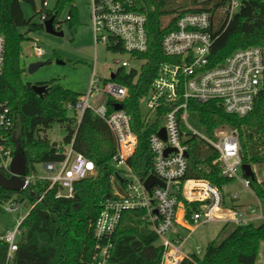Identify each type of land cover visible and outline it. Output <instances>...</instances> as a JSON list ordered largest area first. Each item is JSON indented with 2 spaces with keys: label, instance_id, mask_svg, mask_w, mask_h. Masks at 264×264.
Returning a JSON list of instances; mask_svg holds the SVG:
<instances>
[{
  "label": "trees",
  "instance_id": "16d2710c",
  "mask_svg": "<svg viewBox=\"0 0 264 264\" xmlns=\"http://www.w3.org/2000/svg\"><path fill=\"white\" fill-rule=\"evenodd\" d=\"M47 0H0V20L6 37V66L0 77V102H8L15 116L18 138L11 145L12 156L21 153L26 160V175L37 176V166L62 162L69 145L96 166V175L76 183L69 198H56L57 189L48 191L46 182L38 181L27 188L31 210L20 225L18 251L10 264H91L97 251L94 226L104 202L112 198L116 189H122L118 171L113 166L116 142L108 125L87 110L79 120L75 107L81 94L63 88L57 81L41 83L47 92L38 96L32 85L25 83L22 61L25 36L23 28L36 32L42 25H33L24 16L22 5L36 7ZM55 26L78 25L74 0H55ZM231 0H136V12L147 18L149 50L133 58L141 62L139 69H119L113 81L128 89L121 103L130 115L132 129L139 138V147L129 161L135 175L146 180L154 173L153 154L149 138L157 133L166 115L178 103L161 101L154 114H146L142 100L149 96L153 82L159 76L162 63L176 62L162 52V40L176 30L179 18L186 14L208 12L212 18L210 33L213 45L208 68L220 66L235 52L259 47L264 50V1L241 0V7L232 18L223 13ZM71 5L68 18L60 19L63 8ZM53 18V15L50 16ZM110 50L125 54L122 45L112 40ZM110 112L116 101L108 98ZM183 111L178 114L181 120ZM187 120L194 130L209 139L218 132H236L239 136L243 165L264 164V95L253 112L245 117L227 113L219 102L190 101ZM55 124L66 130L64 141L52 143L47 133ZM182 143L187 148L188 171L186 179L204 181L223 193L235 179L224 177L218 164L219 153L205 140L188 130L181 121ZM7 177L8 172L0 169ZM249 188L264 206V181L258 182L242 172ZM15 192L0 187V200L9 202ZM44 200L37 204L40 196ZM188 216L198 211L199 203L185 202ZM106 241H102L104 244ZM108 264H161L163 247L151 230L145 211H126L110 237ZM264 243V221L245 225L225 224L218 236L208 244L204 255H192L182 264H256L261 244ZM8 245L0 243V264L7 263Z\"/></svg>",
  "mask_w": 264,
  "mask_h": 264
},
{
  "label": "built area",
  "instance_id": "2783aa9c",
  "mask_svg": "<svg viewBox=\"0 0 264 264\" xmlns=\"http://www.w3.org/2000/svg\"><path fill=\"white\" fill-rule=\"evenodd\" d=\"M55 5L50 9L49 3ZM240 0H231L223 13L229 17L239 11ZM55 0L41 2L38 11L44 25L51 15H57ZM136 0H91V25L95 47H112V40L120 43L125 54L132 60L135 55L146 54L149 50L147 18L136 12ZM68 18V17H67ZM62 24L55 26L62 29ZM212 18L210 13L186 14L179 18L176 30L162 40V52L165 56L177 59L176 62L161 64L158 78L153 82L149 96L142 100L144 112L154 114L163 100L178 103V106L165 117L164 126L149 138L153 154L154 175L166 185L173 186L176 194L168 188L152 187L147 191L144 183L134 174L129 161L139 147V138L132 129L130 115L119 106L128 96V89L109 79L103 87L93 72L89 93L81 98L75 110L79 120L87 110L105 121L116 142V154L113 166L122 181V189H116L112 198L107 199L95 223L94 231L98 242L97 251L91 264H108L110 259V237L117 230L122 215L126 211H145L151 230L157 235L163 247L161 264H182L190 257L181 252L183 237L178 233L179 213L182 210L184 220L191 227L212 222L245 225L251 220L240 210L225 208L222 193L207 182L186 179L188 171L187 148L182 143L181 121L185 127L205 140L219 153L218 164L222 175L238 178L242 174V155L239 136L236 132H221L215 139L200 134L189 124L187 109L190 101L199 103L219 102L229 114L245 117L253 112L256 102L264 95V50L251 47L235 52L223 64L208 68L213 38L210 33ZM6 37L2 32L0 20V77L6 66ZM37 56H42L41 48H36ZM136 61V60H135ZM120 69L130 68L131 61H117ZM116 73H112L115 75ZM111 75V76H112ZM104 94L114 99L116 109L110 112L106 103L94 109L90 100L94 95ZM183 111L181 120L178 114ZM166 131V140L160 135ZM15 116L8 102H0V169L12 176L10 166L14 160L11 145L18 138ZM167 149H174L165 155ZM62 162L44 164V176L24 175V187L30 188L38 181L48 184V193L57 189L56 198H69L74 195L76 183L96 175L95 164L83 154L73 150L72 145L65 148ZM246 187H249L245 181ZM45 195L38 198L37 204ZM234 198H237L235 196ZM185 202L199 203L198 211L188 216ZM21 210L19 204L9 201L6 211L10 214ZM253 213L254 211H250ZM24 220V219H23ZM0 236V243L8 245L7 263L10 264L19 247L20 225ZM172 236H175L172 238ZM102 241H106L102 244ZM202 250L197 249V255Z\"/></svg>",
  "mask_w": 264,
  "mask_h": 264
},
{
  "label": "rangeland",
  "instance_id": "374dc122",
  "mask_svg": "<svg viewBox=\"0 0 264 264\" xmlns=\"http://www.w3.org/2000/svg\"><path fill=\"white\" fill-rule=\"evenodd\" d=\"M54 5V1L50 2V9ZM74 6L77 11L78 25L76 30H74L70 28V25L63 23L62 31L64 37L52 36L45 29L36 32L30 31L28 28L20 30L25 36V41L22 44V61L25 68L23 79L25 83H29L32 86L57 81L63 88L81 94L84 99L89 93L94 71L100 80L99 86L103 87L104 83L109 81L112 73H117L121 68L117 61L129 60L131 61L130 68L136 69L140 68L141 62L132 60L128 54L113 53L104 45L95 47L91 25V0H74ZM71 8V5L63 8L60 14L62 21L67 19ZM22 9L25 18L31 21L33 25H42L37 13L41 9L40 1L36 3L35 8L23 4ZM37 47L41 48L43 53L40 57L35 53ZM36 62L42 63L43 66L39 67L34 73H29V65ZM106 100L107 97L104 94H96L91 98L90 104L94 109H97L104 105ZM65 136L66 130L60 124H55L47 133V137L52 143H62ZM37 172L39 176H44V166H37ZM260 176H264V164L260 166ZM242 179L240 176L229 185L231 192L239 194V203L256 205V197L251 193L250 189H246L240 183ZM24 191L26 190L15 192L10 200L20 205L21 210L17 213H8L6 211L8 202L0 200V236L13 231L16 222L27 214L30 203L27 193H24ZM227 204L231 206V201H228ZM223 225L220 222L202 224L193 233L180 230L186 239L181 247V252L184 255L193 254L200 247L202 250L200 256L202 257L208 244L214 240Z\"/></svg>",
  "mask_w": 264,
  "mask_h": 264
},
{
  "label": "water",
  "instance_id": "95a60500",
  "mask_svg": "<svg viewBox=\"0 0 264 264\" xmlns=\"http://www.w3.org/2000/svg\"><path fill=\"white\" fill-rule=\"evenodd\" d=\"M54 22H55V18H51L48 21H46L43 25L45 31L52 36L64 37V33H63L62 29L56 28ZM41 66H43L42 63H39V62L32 63L31 65H29L28 71H29V73L32 74L35 71H37V69ZM114 77L115 76L112 75L111 79H114ZM32 90L40 97H42L47 92L46 86L39 85V84L33 85ZM118 108L122 109V106H119ZM159 135L164 140H166V131L164 128L160 131ZM173 150L174 149H167L165 155H168ZM186 156H188L187 153H186ZM10 170L12 173L11 177H7L5 174H3L0 171V187L5 191H10V192H21L23 190H26V188L24 187V184H23L22 177L26 174L27 163H26V160L21 153H18L16 155V157L14 158V160L12 161V164L10 166ZM242 170H243V173L245 176H247L251 179H256L251 165H243ZM119 180L122 181L121 178H119ZM144 186H145L146 190L149 192L151 191L152 187L159 186V187L164 188V189L168 188V190L171 194H176L175 191L173 190V186L168 187L166 185V183L159 180L154 175H151L150 177H148L146 179Z\"/></svg>",
  "mask_w": 264,
  "mask_h": 264
},
{
  "label": "crops",
  "instance_id": "0c3cea01",
  "mask_svg": "<svg viewBox=\"0 0 264 264\" xmlns=\"http://www.w3.org/2000/svg\"><path fill=\"white\" fill-rule=\"evenodd\" d=\"M260 166H261V164H259V165H255V166H252V170H253V172H254V174H255V177H256V179L258 180V182H263L264 181V176H260ZM242 172H243V170H242ZM244 174V173H243ZM263 175V174H262ZM241 178H243L242 176H241ZM245 179L243 178L241 181H240V183L246 188V189H250L249 187H246V185H245ZM230 185V184H229ZM226 186L225 188H224V191H223V193H222V195H223V200H224V207L225 208H235V209H238V210H240L241 212H243L250 220H251V222H253V223H260V222H262V221H264V210H263V208H264V206L260 203V201L258 200V198L256 197V195L253 193V191L251 190V193H253L254 194V196L256 197V200H257V204L256 205H252V204H250V205H245V204H241V203H239V201H240V196H239V194L238 193H235V194H233L232 192H231V190H230V186ZM235 196H237V198H234ZM228 201H231V206H229L228 204H227V202ZM31 208L32 207H30L29 208V210H28V212H27V214L21 219V220H23L28 214H29V212H30V210H31ZM254 211L253 213H251L250 211ZM183 212H182V210L180 211V213H179V224L177 225V230H178V233L183 237V243H184V241L186 240L185 239V237H184V235H183V233H182V231L183 230H185V231H189L190 233H193L197 228H199V226H195V227H191L188 223H187V221L186 220H184V215L182 214ZM21 220H19V221H17L16 222V225H15V228L17 227V225H18V222H20ZM217 222H220V221H217ZM220 223H222V224H224L225 225V223L224 222H220ZM224 225H223V227H224ZM222 227V228H223ZM14 228V229H15ZM221 228V229H222ZM221 229H220V231H221ZM180 230H182L181 232H180ZM219 231V232H220ZM219 232H218V234H219ZM218 234H217V236H218ZM216 236V237H217ZM175 236H172V238H174ZM215 237V238H216ZM214 238V239H215ZM213 241V240H212ZM211 241V242H212ZM183 243H182V245H183ZM159 244H160V242H159ZM198 248H200V247H198ZM197 248V249H198ZM201 249V248H200ZM192 255H197V252L196 253H193V254H188V255H186V256H188V257H191ZM200 256V255H199ZM256 264H264V243H262L261 244V247H260V252H259V256H258V259H257V262H256Z\"/></svg>",
  "mask_w": 264,
  "mask_h": 264
}]
</instances>
